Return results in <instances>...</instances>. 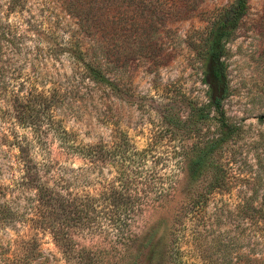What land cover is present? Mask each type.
I'll return each instance as SVG.
<instances>
[{
	"label": "rangeland",
	"instance_id": "374dc122",
	"mask_svg": "<svg viewBox=\"0 0 264 264\" xmlns=\"http://www.w3.org/2000/svg\"><path fill=\"white\" fill-rule=\"evenodd\" d=\"M73 1L0 0V211L15 212H0V264H264V0H248L226 44L223 117L193 48L232 0H166L161 19L112 7L103 38ZM95 37L116 66L104 83L78 59L87 46L102 55ZM40 92L54 103L32 119ZM208 144L224 185L205 194L209 171L188 168ZM21 148L57 201L20 184ZM116 190L134 200L128 226L110 221Z\"/></svg>",
	"mask_w": 264,
	"mask_h": 264
},
{
	"label": "trees",
	"instance_id": "16d2710c",
	"mask_svg": "<svg viewBox=\"0 0 264 264\" xmlns=\"http://www.w3.org/2000/svg\"><path fill=\"white\" fill-rule=\"evenodd\" d=\"M166 0H75L73 8L76 10V15L80 19H84V24H88L87 31L90 30V27L94 29V25H101V31H103V36H107V31L105 30L109 27L108 20L111 17L109 11L104 14L106 10L112 7L118 6L123 9L125 5H133L135 9L139 10L145 9L149 19H161L164 16V10L160 5ZM109 9V10H110ZM248 9V0H232L230 3L223 5L214 11L212 19L208 23V26L201 32L202 34L195 41L194 44V58L201 62L204 66L203 74L209 78V83L212 85V91L210 93V105L215 108V111L218 114V117H223L224 113L221 110V100L224 98L227 89V48L226 44L232 40L235 36V32L239 26L241 19L246 15ZM99 10H102L100 16L97 14ZM97 19H100L99 23ZM156 20H154L155 22ZM93 31V33H94ZM92 32V31H91ZM95 35V33H94ZM111 38L109 37V40ZM100 41V39H98ZM95 41L97 39L95 37ZM93 41V43L95 42ZM98 44V42H97ZM140 44V41L137 42V45ZM98 48L102 52L100 56L96 55L94 49L85 47L83 52L78 53L79 63L82 65L83 72L91 79L92 81L98 83L108 81L107 71L104 70V66L108 67L111 65L114 66V62L108 60L109 49L106 43L102 45L98 44ZM141 48V46H139ZM148 46V50H151ZM82 51V50H81ZM152 51H154L152 49ZM104 65V66H103ZM116 67V66H114ZM54 97L50 95L40 93H35L32 98L33 108L32 112L29 115L32 119H37L42 117L40 110L51 109L50 106H53ZM47 111V110H43ZM51 116V115H50ZM221 125H228L223 122V118H219ZM227 131V130H226ZM224 133V136H220L216 139L218 142H223L227 139L228 132ZM97 144H86L82 147V155H87L90 166L93 167L95 163V156L97 153ZM214 146L206 145L200 148L199 150L193 151V157L190 158L188 171L194 175L198 171H209L210 173V185L206 188L205 194L212 192L214 186L219 187L224 185L222 182L223 174H221L220 169L217 165L213 164V161L210 157L213 153ZM19 166L22 170V177L20 178L21 185L27 186L26 188L35 191V197L40 204L48 205L53 203V200L57 201V197L60 195L59 192L49 188L46 182H42L38 173L29 165L31 158L28 156V152L21 148L19 150ZM209 160V162H208ZM111 204L106 206H111V218L110 221L113 223V226L117 225L119 222V217L123 216L125 222L124 225L128 226L129 222L132 219L133 214V205L134 200L130 195L127 196L125 191L116 190L113 193ZM3 205L0 206V208ZM8 211L6 215L3 214L1 219L14 218L15 212L11 211L8 207H3L1 213ZM81 217V215H80ZM12 221V220H10ZM55 232L58 233L62 231L61 225L53 227ZM64 237H56L55 241L59 246L65 244ZM30 241V240H29ZM28 250V249H27ZM31 253L29 250L26 252ZM86 264H90L86 263ZM93 264V263H92Z\"/></svg>",
	"mask_w": 264,
	"mask_h": 264
}]
</instances>
